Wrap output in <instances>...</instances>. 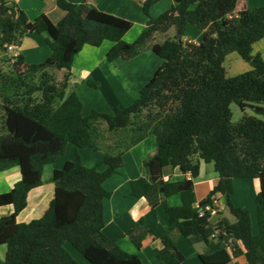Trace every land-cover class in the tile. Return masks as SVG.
Masks as SVG:
<instances>
[{
  "label": "trees",
  "instance_id": "trees-1",
  "mask_svg": "<svg viewBox=\"0 0 264 264\" xmlns=\"http://www.w3.org/2000/svg\"><path fill=\"white\" fill-rule=\"evenodd\" d=\"M158 1L143 2L147 25L128 42L124 35L134 22L86 0L79 6L57 0L66 11L57 23L45 13L31 20L24 10L0 0V52L19 46L33 32L46 33L52 51L41 63H27L18 54L11 58L13 71L0 73V172L19 166L22 173L11 191L0 193V207L13 206L11 214L0 217L4 264H79L68 243L89 264H144L138 253L125 251L104 232V202L112 196L104 182L120 172L123 154L149 135L155 136L156 151L144 161L146 175L132 180L131 196L147 198L153 208L165 205L169 224L163 246L155 249L160 264H185L175 232L206 244L200 254L204 264H229L241 255L249 264H264V58L254 53V45L264 39V5L237 11L239 0H174L169 10L153 17L150 10ZM189 24L203 32L200 43L184 39ZM172 27L173 37L155 41ZM105 40L114 42L109 61L152 47L163 63L131 105L83 115L79 94L67 93L74 59L85 45L100 46ZM233 53L249 69L229 74L226 61ZM57 70L64 72L60 76ZM232 103L251 107L256 115L235 123ZM69 144L106 154L93 167L77 156L55 168ZM202 161L213 163L219 180L197 206L194 181ZM103 164L107 169L100 171ZM47 166H53L47 181L55 184V198L43 217L19 222L29 191L45 183ZM166 166L180 167L189 176L165 179ZM237 178L261 180L256 234L250 211L231 201ZM176 194L181 204L169 205L167 199ZM218 194L225 196L233 219L222 215L212 221ZM149 233L154 229L141 219L127 236L141 250Z\"/></svg>",
  "mask_w": 264,
  "mask_h": 264
},
{
  "label": "crops",
  "instance_id": "crops-1",
  "mask_svg": "<svg viewBox=\"0 0 264 264\" xmlns=\"http://www.w3.org/2000/svg\"><path fill=\"white\" fill-rule=\"evenodd\" d=\"M5 1L24 10L31 20L45 13L57 23L66 15V11L58 6L57 0ZM68 1L79 6L84 0ZM144 1L86 0V3L89 6L132 20L134 25L124 35V39L133 42L146 27L149 19L143 11ZM174 3V0L158 1L151 7V16L158 17L169 10ZM263 5L264 0H239L237 11ZM192 33L195 34L196 39L191 37ZM166 36L167 34H159L155 41L163 42L168 38ZM186 37L189 41L200 43L203 39V32L197 31L193 24H189ZM113 45L114 42L111 40H105L100 46L85 45L75 56L68 87L72 88V91H76L81 97L83 115H88L93 110L114 113L118 107L131 105L138 98L141 89L152 79L163 63V59L152 50V47L144 49L129 59L120 56L109 61L107 53ZM7 51L10 55L14 52L23 55L27 63L44 62L52 52L46 33L40 32L27 33L19 46L12 50L6 49ZM256 52H260L264 58V39L254 45V53ZM63 72L64 70H60V73ZM90 82L94 84L92 85ZM155 151V136L149 135L123 154V167L120 172L104 182V186L112 192V196L105 199L104 202V232L108 237L117 239V243L125 251L138 253L144 264H160L156 258L155 249L163 246L162 236L169 224L163 203L153 208L147 198L131 196L132 180L146 175L144 161L152 156ZM105 154L104 149L77 148L75 145L69 144L65 153L56 158L54 167L62 169L68 161L76 160L77 156L81 158L85 166L93 167L104 158ZM213 168L209 163L202 161L200 174L194 181L197 206L208 196L219 180L218 173ZM106 169L107 165L105 164L99 167L100 171ZM186 176H189V173L185 174L180 167L166 166L163 169L165 179L182 180ZM21 177L22 173L19 166L1 171L0 193L11 191ZM234 187L235 191L231 196V201L235 206L250 211L252 230L256 234L259 232L257 206L261 180L259 178H237L234 181ZM54 198L55 184L53 182L45 181L41 186L33 188L27 195V206L17 216L18 221L28 223L43 217ZM167 201L169 205H180L181 196L179 194L170 196ZM216 207L217 214H212L213 222L222 215L233 219L227 208L225 196L222 194L217 195ZM12 211L13 206L1 207L0 217L9 215ZM141 219H144V224L154 229L155 234L149 233L144 240L142 249L137 250L135 244L127 236V232ZM175 237L179 249L185 254V264H204L200 259V254L207 249L205 243L192 244L188 238L178 232H175ZM6 251L7 246L0 245V264L5 262ZM236 263L249 264L244 255L237 257L229 264Z\"/></svg>",
  "mask_w": 264,
  "mask_h": 264
},
{
  "label": "rangeland",
  "instance_id": "rangeland-1",
  "mask_svg": "<svg viewBox=\"0 0 264 264\" xmlns=\"http://www.w3.org/2000/svg\"><path fill=\"white\" fill-rule=\"evenodd\" d=\"M194 28L197 31L200 30L196 25H194ZM170 30L167 33H165V34H167L166 37H169V36L173 37L175 30L173 27ZM185 37H186V35H185ZM185 37H184V39H185ZM191 37H193V39H196L194 33L191 34ZM161 39H158V40H161ZM185 40H187V37ZM0 54L3 57V60H0V73H7V74L11 73L13 71V62H12L10 53L8 51L6 52V50H1ZM226 67H227L229 74L235 75L237 73H240L242 71L249 69L250 65L248 62L243 60L238 55V53H233L228 57V59L226 61ZM57 74L60 76L62 75V73H60L59 70H57ZM71 89L72 88L68 87L67 93H70L72 91ZM231 109H232V120L235 123L240 121L244 115H256V113L254 112V110L251 107H246V109H242L236 103L231 104ZM209 165L212 166V168H213V163H209ZM52 170H53V166H47L45 168L44 176H43L45 181H47V179L51 175ZM241 196H242V194H241ZM198 243H200V242H198ZM192 244H196V243H192ZM2 246H4V245H2ZM66 246H67V249L72 253L73 257L79 262V264H89L88 261L83 257V255L77 249H75L71 244L68 243V244H66Z\"/></svg>",
  "mask_w": 264,
  "mask_h": 264
},
{
  "label": "built area",
  "instance_id": "built-area-1",
  "mask_svg": "<svg viewBox=\"0 0 264 264\" xmlns=\"http://www.w3.org/2000/svg\"><path fill=\"white\" fill-rule=\"evenodd\" d=\"M15 47H16L15 45H9V46H8V50H12V49H14ZM17 55H18V54L14 52L12 58L14 59L15 56H17ZM215 203H216V200H215ZM212 214H217V210H216V209H213V210H212Z\"/></svg>",
  "mask_w": 264,
  "mask_h": 264
},
{
  "label": "clouds",
  "instance_id": "clouds-1",
  "mask_svg": "<svg viewBox=\"0 0 264 264\" xmlns=\"http://www.w3.org/2000/svg\"><path fill=\"white\" fill-rule=\"evenodd\" d=\"M7 50H8V48H7ZM13 57V54L11 55V58Z\"/></svg>",
  "mask_w": 264,
  "mask_h": 264
}]
</instances>
